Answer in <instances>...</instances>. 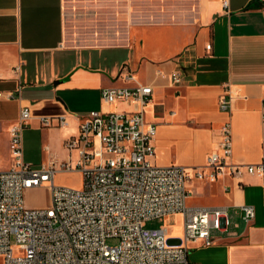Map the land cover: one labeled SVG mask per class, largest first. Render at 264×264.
I'll list each match as a JSON object with an SVG mask.
<instances>
[{"label": "crops", "instance_id": "1", "mask_svg": "<svg viewBox=\"0 0 264 264\" xmlns=\"http://www.w3.org/2000/svg\"><path fill=\"white\" fill-rule=\"evenodd\" d=\"M175 73L183 76L179 85ZM137 85L154 90L145 112L157 125L155 165L205 166L219 151L226 123L233 138L229 161L260 164L264 0H230L228 8L223 0H0V170L12 166L10 131L24 106L32 109L24 160L40 166L69 152L32 155L36 135L51 141L57 134L62 146L85 114L134 112L137 105L107 103L101 91ZM58 116H66L64 127L42 126V117ZM189 190L199 200L193 207L225 206L230 219L227 230L213 231L212 246L188 243L190 264H264V176L246 173L241 183L228 174L215 183L194 179ZM243 205L256 208L251 223L242 218ZM172 216L182 219L169 233L170 243L179 244L183 216Z\"/></svg>", "mask_w": 264, "mask_h": 264}, {"label": "built area", "instance_id": "2", "mask_svg": "<svg viewBox=\"0 0 264 264\" xmlns=\"http://www.w3.org/2000/svg\"><path fill=\"white\" fill-rule=\"evenodd\" d=\"M223 5L228 8L230 0H223ZM22 67L20 63L14 69L20 73ZM173 77L175 84L182 83L180 73ZM153 93L150 85L103 88L105 102L133 103L137 109L93 111L81 116L79 134L65 141L68 158H51L40 166L24 160V130L32 109L23 107L20 122L10 131L12 166L0 170L3 264H190L189 242L199 240L212 246L213 231L227 230L228 207L190 206V183L194 179L215 183L224 174L240 183L246 173L264 176V159L247 166L231 163L232 128L226 123L219 151L209 156L205 166L155 165L157 125L148 123L145 112ZM8 96L14 98L13 94ZM231 97L223 98L222 109L230 110ZM262 114L264 119V101ZM66 123V116L41 118L46 128ZM75 150L76 165L72 158ZM74 171L81 173L80 188L56 185L58 173ZM43 186L51 188V207L26 208L25 191ZM240 211L247 224L256 218L253 205H243ZM176 214L183 216L179 244L170 243L168 227L147 226L150 220Z\"/></svg>", "mask_w": 264, "mask_h": 264}, {"label": "rangeland", "instance_id": "3", "mask_svg": "<svg viewBox=\"0 0 264 264\" xmlns=\"http://www.w3.org/2000/svg\"><path fill=\"white\" fill-rule=\"evenodd\" d=\"M53 128V127H52ZM59 129V127H56ZM68 131H64L66 133ZM80 132V126L79 130L74 133L73 135H78ZM63 133V134H64ZM71 133V132H70ZM50 147V148H49ZM30 149V153L32 155L38 154L39 152H42L44 155H52L57 154L58 151H60V155L66 156L67 148L65 147V142L63 145H60L59 138L56 135H52L51 141L49 139L44 138L41 140L40 136L36 135V138L33 142H31L28 146ZM69 156V154H68ZM67 156V158H68ZM65 157V159H67ZM73 163L76 165V162L78 160V151L75 150L72 153ZM36 166L34 162H29ZM56 185L58 186H64V187H72V188H80L82 185V176L81 173L78 171L70 172V173H58L56 175ZM24 200H25V206L26 208L31 209H43V208H50L52 205V192L51 188L49 186H43L40 188H34V189H28L24 193ZM199 203L198 197H196L194 194L190 197L188 204L190 206H195ZM178 224H182V219L180 216H169L165 219H154L147 222V226L149 228H158L162 226H166L169 228V233H172L174 231V227ZM113 242H110L112 244ZM4 257L0 256V264H3Z\"/></svg>", "mask_w": 264, "mask_h": 264}, {"label": "trees", "instance_id": "4", "mask_svg": "<svg viewBox=\"0 0 264 264\" xmlns=\"http://www.w3.org/2000/svg\"><path fill=\"white\" fill-rule=\"evenodd\" d=\"M169 241H170V239H169Z\"/></svg>", "mask_w": 264, "mask_h": 264}]
</instances>
